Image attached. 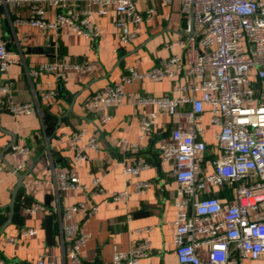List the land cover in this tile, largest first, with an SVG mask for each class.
Masks as SVG:
<instances>
[{
    "label": "crops",
    "instance_id": "obj_1",
    "mask_svg": "<svg viewBox=\"0 0 264 264\" xmlns=\"http://www.w3.org/2000/svg\"><path fill=\"white\" fill-rule=\"evenodd\" d=\"M139 10L155 8L153 17L138 24L128 22L124 31H136V37L128 44L119 42L122 30L117 25L119 15L114 7L106 15L94 13V22L101 34L89 39L63 25L57 29H41L20 23L17 18L29 14L30 5L0 9V41L8 54L19 60L6 73H0V82L7 83L17 102L33 101L37 109L32 114L13 115L0 109V228L5 226L0 237V264H36L41 254L55 264H72L56 244L62 222H81L92 236L82 255L83 264H111L117 251L127 250L136 241L146 240L150 244L149 254L139 264H180L173 242L178 207V182L174 174V163L164 161L160 156V144L170 140L178 125L189 128L192 123L180 113L171 114L151 103H136L139 97L182 96L176 86L187 79L181 72L174 78L164 80L142 79L124 83V103L109 106L99 113L111 118L100 121V114L86 109L85 103L103 88L118 84L130 66L143 72L152 69L160 60L182 52L179 45L180 28L186 24L178 0L173 2L137 0ZM97 8V7H96ZM57 9L46 7V17L55 18ZM174 42L173 47L167 43ZM53 47V48H49ZM89 62L90 70L80 72L69 70L65 79L55 74L29 76L28 68L52 61ZM252 85L258 93L259 84L255 71L251 73ZM47 89H54L56 95L43 99ZM184 111L191 109L190 103L181 105ZM156 112L153 130L141 137L140 118ZM202 132L198 138L205 141L207 150L203 155L202 172L213 170L212 160L221 154L216 140L218 127L211 122L209 107H205L200 121ZM84 131L85 136L78 146L87 157L76 160L73 141L63 134ZM90 137H95L98 149L85 148ZM11 143L28 146L26 155H11ZM131 143H138L139 149H131ZM74 146V147H73ZM138 160L149 163V167L138 175L125 174L124 163ZM26 167L19 171L25 174L24 185L17 193L14 214L10 218L12 191L18 183V176L12 170L18 163ZM75 172L82 183L89 184L94 176L110 191H128L129 196L113 200L108 196L90 197L83 189H58L61 172ZM150 185L138 189L139 182ZM235 183L209 185L201 196L218 197L224 205L235 198ZM49 198V203L46 199ZM41 202L47 209L27 213L26 206ZM83 203L84 207L70 217H64L58 208ZM99 205L96 213L88 208ZM53 215L51 242L46 234V216ZM222 217L216 218L221 220ZM24 227H36L33 236H20ZM149 228V230H148ZM9 237L17 241L7 243ZM204 235H197L203 240ZM208 246L201 244L197 251L201 258L208 257ZM3 261V262H1ZM240 264H264L259 259L243 258Z\"/></svg>",
    "mask_w": 264,
    "mask_h": 264
},
{
    "label": "built area",
    "instance_id": "obj_2",
    "mask_svg": "<svg viewBox=\"0 0 264 264\" xmlns=\"http://www.w3.org/2000/svg\"><path fill=\"white\" fill-rule=\"evenodd\" d=\"M173 2L175 0H154ZM186 24L180 28L179 45L181 53H175L160 60L159 64L147 71H139L130 66L121 77V82L98 91L85 103L86 109L99 113L101 109L124 103L126 93L124 83L135 80H164L174 78L181 72L187 81L176 86V90L185 93L182 96L164 95L160 97H139L136 103H151L160 109L174 114L180 113L192 126L184 128L178 125L173 129L170 140L160 144V156L164 161L174 163V174L178 182V212L174 220L173 242L180 264H240L243 258L259 259L264 257V0H178ZM137 0H0L1 7L30 5L29 14L17 18L20 23L41 29H57L70 26L74 31L89 39H96L101 31L94 22V13L106 15L114 7L119 18L117 25L121 31L119 42L130 43L137 35L136 31H124L128 22L134 24L150 20L155 8L145 11L138 9ZM57 9L54 19L46 17V7ZM97 7V8H96ZM173 47L174 42L167 43ZM19 60L11 57L5 44L0 41V73H6L10 66ZM89 62H47L35 68H28L29 76L55 74L65 79L69 70L86 72ZM255 71L259 84L258 93L252 85L251 73ZM54 89H47L42 97H55ZM190 103L191 109L184 111L182 104ZM205 107L211 112V122L218 127L216 140L221 154L212 160L213 170L202 172L201 161L207 150L205 141L198 138L202 132L200 121ZM0 109L13 115L32 114L37 109L33 101L17 102L12 96L11 87L0 82ZM100 121L106 122L110 114L99 113ZM157 113L141 116V137L149 134L156 123ZM85 136L84 131L63 134L73 141L76 148V160L87 157L78 143ZM73 146V147H74ZM131 149H139L138 143H131ZM85 148L98 149L95 137H90ZM31 152L28 146L13 143L11 155H26ZM125 174L138 175L149 167V163L138 160L124 163ZM25 162L18 163L16 171H22ZM0 164V174L4 171ZM235 183V198L224 205L215 196L203 197L201 192L209 185ZM150 185L139 182L138 189ZM58 189H83L90 197L108 196L113 200L126 199L129 192L110 191L94 176L89 184L81 182L73 172H61ZM84 204L59 207L58 212L70 217L83 208ZM47 209L41 202L26 206L27 213H36ZM98 204L88 208L96 213ZM222 217L221 220L216 218ZM149 230V228H148ZM38 233L36 227H24L20 236H33ZM204 235L203 240L197 235ZM92 234L81 222H62L56 244L72 264H83L84 248ZM17 241L9 237L7 243ZM206 244L208 257L201 258L197 248ZM150 244L146 240L132 243L127 250L117 251L111 264H139L149 254ZM3 262V261H1ZM36 264H55L41 254Z\"/></svg>",
    "mask_w": 264,
    "mask_h": 264
},
{
    "label": "water",
    "instance_id": "obj_3",
    "mask_svg": "<svg viewBox=\"0 0 264 264\" xmlns=\"http://www.w3.org/2000/svg\"><path fill=\"white\" fill-rule=\"evenodd\" d=\"M49 48L51 49L53 47H49ZM11 145H12V143H11ZM12 170L18 176V183H17V186L15 187V189L12 191V199H11V202L9 204V206H10V218H9V221H11V219L13 217L14 208H15L16 199H17V193H18L19 189L21 187H23V185H24L23 180H24V177H25V174L24 173H21L19 171H16L15 168L12 167ZM46 203H49V198L46 199ZM5 226L6 225H3L0 228V237L3 234V232H4ZM46 234H47L48 241L51 242V240H52V234H53V215L52 214H48L46 216Z\"/></svg>",
    "mask_w": 264,
    "mask_h": 264
}]
</instances>
